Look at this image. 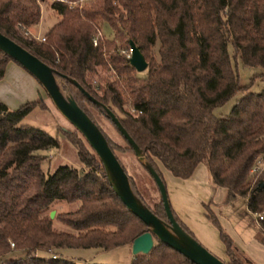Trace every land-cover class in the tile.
<instances>
[{
	"label": "trees",
	"instance_id": "trees-1",
	"mask_svg": "<svg viewBox=\"0 0 264 264\" xmlns=\"http://www.w3.org/2000/svg\"><path fill=\"white\" fill-rule=\"evenodd\" d=\"M40 1L0 0V32L110 108L161 179L157 162L182 178L203 162L210 181L225 188L227 201L243 197L248 211H264V71L259 91H242L224 115L212 112L245 87L238 83L228 45L242 65L264 67V0H51L58 19L43 40L17 34L38 23ZM102 23L111 37L100 32ZM129 40L146 61L141 74L124 54ZM10 59L0 50V77ZM97 67L111 69L123 83L93 81ZM38 105L39 99L15 108L0 101V257L24 250L0 264H77L57 250L130 246L147 225L119 199L86 141L87 146L73 141L79 168L59 164L42 170L44 156L37 151L57 147V136L21 122ZM149 208L167 222L160 199ZM206 215L218 227L226 255L241 256L216 216L209 210ZM258 224L257 239L264 244V218ZM37 249L50 254L36 255ZM130 264L195 263L154 239L148 252L132 254Z\"/></svg>",
	"mask_w": 264,
	"mask_h": 264
},
{
	"label": "rangeland",
	"instance_id": "rangeland-1",
	"mask_svg": "<svg viewBox=\"0 0 264 264\" xmlns=\"http://www.w3.org/2000/svg\"><path fill=\"white\" fill-rule=\"evenodd\" d=\"M50 1L51 0L40 1L41 13L38 26L36 24L26 27V30H28L26 33H24L21 28L16 29V33L26 38H33V36L36 35H44L49 26L58 19L57 13L50 8ZM73 4H76V2ZM99 29L105 37H111V29L106 23H102L99 26ZM33 39L39 40L36 38ZM155 48L156 47H154V50ZM228 52L232 64H234L238 74V83L245 87L238 89L222 104L217 105L212 109V112L217 116L226 114L234 101L240 97L242 91L248 90L257 92L262 88L263 83L261 75L264 71L263 66L242 65L239 58L232 55L230 45H228ZM124 54L128 57L129 49L126 50ZM134 71L137 74H141L144 69L141 71ZM104 77L106 79L115 80L119 84L123 83V80L118 78L111 69L105 70L97 67L96 74L92 76L93 81L102 82ZM54 78L61 93L65 97H76L79 103H81L89 113L90 118L96 123L104 137L109 140L113 147V152L124 169L130 181L131 189L136 197L147 207H152L154 203L159 202V192L157 187L144 165V163H147L145 158H142L141 161L134 154L113 123L108 117H106L100 106L95 107L79 97L75 92L74 87L56 72H54ZM36 99H39L38 108H33L28 112L22 118L21 122L38 126L50 134L57 136L58 139L57 147L37 151V153L44 156L41 162L42 170L45 173L51 172L59 164H69L79 168L81 164L77 158L73 141L81 140L84 145L87 146L83 136L57 110L42 87L40 97ZM124 109L131 113L134 112L129 104H125ZM117 113L119 114V112ZM199 164L205 166L203 162H200ZM158 165H160L159 170L164 177V179H162L171 210L173 212L175 211L174 209L180 211L191 235L202 246L226 263L264 264V244L257 239L259 225L252 220V213L247 210L245 199L243 197H236L227 201L225 199L226 190L224 187V193L221 197L218 189H215L207 198L204 197V193L201 194L196 191L183 194L182 191L175 187L174 181L165 178V172L166 174H169V171L160 162H158ZM202 191L205 192V189ZM207 210L216 216L220 228L230 237L231 235L236 237L235 232H239L238 234H240V231L244 232L242 235L243 239H248L251 235V238L247 241L244 247L240 248L234 244L236 248L240 250L241 256L232 259L226 255L224 244L219 238V229L206 215ZM59 228H62V226H59ZM23 253L24 250H11L1 256L0 259L5 257H15ZM57 253L61 256L75 260L77 264H130L132 257L129 245L117 246L106 251L98 250L95 247H62L57 250ZM35 254L39 256H48L50 252L43 249H37Z\"/></svg>",
	"mask_w": 264,
	"mask_h": 264
},
{
	"label": "water",
	"instance_id": "water-1",
	"mask_svg": "<svg viewBox=\"0 0 264 264\" xmlns=\"http://www.w3.org/2000/svg\"><path fill=\"white\" fill-rule=\"evenodd\" d=\"M128 43V63L133 66L136 71L145 69L146 61L144 60L142 53L132 40H129ZM0 50L8 55L11 60L15 61L28 71L41 84L42 88L49 96L57 110L83 136L87 144L97 155L105 170L107 179L112 189L122 203L147 225V229L145 231L136 235L132 239L130 243V250L132 254L148 252L153 245L154 239H157L170 246L195 264H227L209 252L176 221L169 206L164 183L158 173L148 163L145 164L143 162L157 187L159 199L167 217V222L156 216L149 207L144 205L136 197L131 189L130 181L124 169L118 162L104 135L96 123L77 104L72 96L65 97L61 93L56 84L54 72L72 82L90 101L98 104L102 108L105 115L132 148L134 154L142 161L144 156L141 153V150L130 137L125 128L121 125L117 116L110 108L99 103L75 79L69 78L65 74L56 71L51 66L40 60L37 56L1 32ZM53 214L54 210H50L49 217H52Z\"/></svg>",
	"mask_w": 264,
	"mask_h": 264
},
{
	"label": "crops",
	"instance_id": "crops-1",
	"mask_svg": "<svg viewBox=\"0 0 264 264\" xmlns=\"http://www.w3.org/2000/svg\"><path fill=\"white\" fill-rule=\"evenodd\" d=\"M41 87V84L28 71L10 59L6 62L3 75L0 77V101L5 103L10 108H15L26 100H34L39 98L41 94ZM199 163L196 164L192 170V173L188 177H177L172 175L170 172L169 174H166L165 172L164 176L165 178L174 181L175 187L182 191L183 194L196 191L201 194L204 193V197L207 198L215 189H218L221 197L224 193V188L219 185L214 186L215 184L208 180L209 178L206 167L200 165ZM157 166L160 169L158 162ZM161 176L164 179L162 174ZM203 188L205 189V192L202 191L204 190ZM174 210L176 216L187 227L186 221L181 215L180 211H177V209ZM238 233L235 232L236 237L231 235V239L233 244L242 248L245 246L247 241H249L251 235L248 237V239H243L242 235L244 232L240 231V234Z\"/></svg>",
	"mask_w": 264,
	"mask_h": 264
},
{
	"label": "built area",
	"instance_id": "built-area-1",
	"mask_svg": "<svg viewBox=\"0 0 264 264\" xmlns=\"http://www.w3.org/2000/svg\"><path fill=\"white\" fill-rule=\"evenodd\" d=\"M21 28V30L24 32V33H26L28 30H26V28H24V27H20ZM100 32L98 31V34H99ZM33 38H36V39H39V40H43V35H41V36H33ZM92 42H93V44H95V42H96V38H93V40H92ZM258 161H257V163L256 164H254L252 167H251V169H250V171L251 172H253V171H255V170H257L258 169ZM252 213V220L255 222V223H259V221L261 220V219H263L264 218V211H260V212H251ZM259 225V224H258ZM52 256H54V255H52Z\"/></svg>",
	"mask_w": 264,
	"mask_h": 264
}]
</instances>
